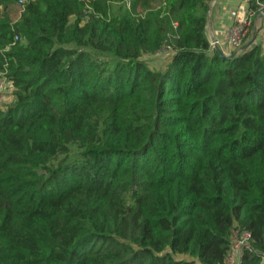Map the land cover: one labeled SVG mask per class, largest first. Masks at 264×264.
<instances>
[{
	"label": "trees",
	"instance_id": "trees-1",
	"mask_svg": "<svg viewBox=\"0 0 264 264\" xmlns=\"http://www.w3.org/2000/svg\"><path fill=\"white\" fill-rule=\"evenodd\" d=\"M11 1L0 264H224L232 231L249 235L238 264H262L261 46L219 56L208 0H127L107 20L101 0H34L16 25Z\"/></svg>",
	"mask_w": 264,
	"mask_h": 264
},
{
	"label": "crops",
	"instance_id": "crops-1",
	"mask_svg": "<svg viewBox=\"0 0 264 264\" xmlns=\"http://www.w3.org/2000/svg\"><path fill=\"white\" fill-rule=\"evenodd\" d=\"M243 2L241 0H208L207 11L204 26V35L207 42L213 40L217 43L215 47L219 48L224 55L228 54V49L225 44V33L232 25L235 17H237V10ZM255 24V40L253 44H259L264 51V35L259 27L264 25V20L256 16L254 19ZM257 29V31H256Z\"/></svg>",
	"mask_w": 264,
	"mask_h": 264
},
{
	"label": "rangeland",
	"instance_id": "rangeland-1",
	"mask_svg": "<svg viewBox=\"0 0 264 264\" xmlns=\"http://www.w3.org/2000/svg\"><path fill=\"white\" fill-rule=\"evenodd\" d=\"M17 1L18 0H12L11 3L6 7V10L2 11V14H1V18L5 19L10 25H16L20 21L22 15L24 14L25 5L28 2H32L34 0H23V4H18ZM101 3L103 4L104 9L108 8V11L106 12V16H105L106 20L109 18V15L118 14L122 11V9L128 10V8H129V6L127 5L128 4L127 0H101ZM88 8L94 17H98V14L100 15V11H94L89 6H88ZM244 9H245V4L242 3L237 10V14H236L237 17L243 15ZM237 17H235V18H237ZM101 18H102V16H101ZM258 19H259V21H258V23H259L263 18H258ZM254 26H255L254 21H253V19L250 18L248 20V26L245 29L247 35H246V39H245L244 43L246 41L250 40L252 31L255 30ZM261 35H264V32H262ZM254 40H255V37L253 39V42H254ZM212 43H213V40H210L209 45L211 46V48H214L216 45L213 46ZM20 44L23 45L24 42L21 40ZM243 44H241V46L234 51H228V54L225 56H229L231 53L236 54L237 52H240V48L242 47ZM13 46H15V44ZM13 92H14V89L11 87V85H7L6 83L3 82L2 79H0V103L3 102L2 104H6V105L11 104L13 102V98H12ZM229 260H230V258H229ZM225 264H230V263L226 262Z\"/></svg>",
	"mask_w": 264,
	"mask_h": 264
},
{
	"label": "built area",
	"instance_id": "built-area-1",
	"mask_svg": "<svg viewBox=\"0 0 264 264\" xmlns=\"http://www.w3.org/2000/svg\"><path fill=\"white\" fill-rule=\"evenodd\" d=\"M241 1L245 4L244 13L243 15L234 19L232 25L229 27V29L225 33V38H224L225 44L229 51H234L238 49L241 46V44L244 43L246 39V35H247L245 29L248 26V20L251 18V15L248 14L246 4H248L250 1H253V0H241ZM17 3L23 4V0H18ZM263 11H264V6H261L259 8L258 15H261ZM259 30L264 32V25L259 27ZM15 41H16V38H14L13 43ZM212 44L213 46L217 45L215 41H213ZM167 52H168V49H164V53H167ZM248 240H249V235L246 232L239 233L237 231H232L230 235V247L225 257L224 264L226 262L230 264H238L241 250L248 248ZM261 262L262 264H264V258L262 259Z\"/></svg>",
	"mask_w": 264,
	"mask_h": 264
},
{
	"label": "water",
	"instance_id": "water-1",
	"mask_svg": "<svg viewBox=\"0 0 264 264\" xmlns=\"http://www.w3.org/2000/svg\"><path fill=\"white\" fill-rule=\"evenodd\" d=\"M257 17H258V18H264V11L262 12L261 15H257ZM254 37H255V30L252 31V34H251L250 40L246 41V42L242 45V47L240 48V51L246 49V48H247V47L253 42ZM213 49H214V51H215L219 56H221V57H223V58L229 59V58L232 57V56H230V55H229V56H225V55L222 53V51H221L219 48H217V47H214Z\"/></svg>",
	"mask_w": 264,
	"mask_h": 264
},
{
	"label": "flooded vegetation",
	"instance_id": "flooded-vegetation-1",
	"mask_svg": "<svg viewBox=\"0 0 264 264\" xmlns=\"http://www.w3.org/2000/svg\"><path fill=\"white\" fill-rule=\"evenodd\" d=\"M262 20H264V18Z\"/></svg>",
	"mask_w": 264,
	"mask_h": 264
}]
</instances>
